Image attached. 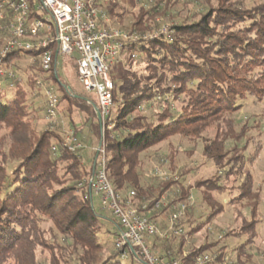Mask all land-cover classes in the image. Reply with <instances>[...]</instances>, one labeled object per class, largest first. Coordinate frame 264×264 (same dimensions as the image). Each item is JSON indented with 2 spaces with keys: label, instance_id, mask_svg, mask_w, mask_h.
<instances>
[{
  "label": "trees",
  "instance_id": "trees-1",
  "mask_svg": "<svg viewBox=\"0 0 264 264\" xmlns=\"http://www.w3.org/2000/svg\"><path fill=\"white\" fill-rule=\"evenodd\" d=\"M199 1L203 8L192 19L181 13L190 11V0L142 3L132 24L124 30L153 33L170 23L172 33L169 38L160 36L126 46L124 61L128 70L117 78L121 87L112 76L113 108L103 124L87 107V100L75 96L67 87L58 89L59 106L66 103L69 116L72 113L68 111L73 109L91 112L96 119L95 130L102 135L111 184L126 197L135 192L133 205L151 220L156 217L152 209L171 189L173 195L162 210L168 217L175 206L187 202L192 188L163 178L143 185L141 155L175 136L201 141L203 155L217 169L213 180L196 186L204 189L203 200L211 212L192 228L193 209L189 211V221L184 225L187 232L180 236L177 250L172 248L171 236L164 239L162 254L168 260H180V264H197L196 258L207 253L215 257L211 264H249L253 261L249 249L260 236L257 215L261 192L255 189L252 176L245 169L255 163L262 147L256 148L250 158L245 155L246 148L240 144L247 135V127L237 132L232 116L240 111V101L248 97L264 100V2L250 8L247 3L251 0ZM124 2L116 0L107 6L111 19L121 21L128 14ZM6 61L14 66L21 61L30 63L26 84L14 82L11 102H4L7 91L0 90V129L6 132L0 138V264H40L39 253H48L49 264H124V252L129 253L132 264H143L138 250L117 249L115 243L114 250H110L101 240L103 217L95 210L89 184L96 158L93 157L88 170L81 152L64 147V138L49 129L36 131L25 86L33 90L40 77L58 82L55 63L52 72L45 74L35 51L12 52ZM139 62L142 66L132 70ZM214 128L215 135L210 138ZM229 142L232 144L227 149ZM164 158L171 163V154ZM237 176L243 178L239 195L228 204L236 210V206L248 209L249 221L243 218L237 232L227 230L226 236L193 247L187 256H182L185 237L210 224L223 211L213 194H224L223 181L229 182L233 177L237 181ZM114 221L116 240L119 224ZM47 222L57 231L52 233L51 241L45 238L42 227ZM231 236H247L232 250V258L224 247L210 252L223 238ZM157 240L158 237L153 238L150 243L154 245Z\"/></svg>",
  "mask_w": 264,
  "mask_h": 264
},
{
  "label": "built area",
  "instance_id": "built-area-1",
  "mask_svg": "<svg viewBox=\"0 0 264 264\" xmlns=\"http://www.w3.org/2000/svg\"><path fill=\"white\" fill-rule=\"evenodd\" d=\"M115 1L0 0V33L6 32L0 35V90H13L16 80L22 82L14 65L6 61L12 52H37L40 68L45 74L52 72L55 63L57 75L60 58H74L79 82L87 92L97 96L96 108L101 114L103 124L110 118L113 108L115 85L111 72L126 46L160 36L169 38L172 33L168 25L146 34L129 33L113 27L106 8ZM151 1L143 0L142 3ZM43 79L38 78L37 86L45 87L46 118L52 126L57 119L60 96L52 87L44 85ZM51 129L50 131H53L54 128ZM64 147L71 152L85 150V145L74 132L64 139ZM53 150H56V146ZM93 156L96 163L89 184L102 209L110 212L119 224L116 248H127L132 252L138 250L144 260L143 264H180V260H168L157 252L150 240L156 237L168 239L171 236L186 235L184 225L189 221L187 213L193 209L192 197L186 203L174 207L169 215L168 228L161 231L149 217L140 214L133 205L135 192L126 197L114 189L108 178L102 147L95 148ZM152 175L155 178L169 179L160 169H156ZM160 207L161 202H158L155 208L158 210ZM188 254L189 252H184V256ZM122 257H129V253L124 252ZM214 259V256L207 253L199 255L196 262L211 264Z\"/></svg>",
  "mask_w": 264,
  "mask_h": 264
},
{
  "label": "rangeland",
  "instance_id": "rangeland-1",
  "mask_svg": "<svg viewBox=\"0 0 264 264\" xmlns=\"http://www.w3.org/2000/svg\"><path fill=\"white\" fill-rule=\"evenodd\" d=\"M188 12H181L183 16L190 15L191 19L193 14L198 13L200 10V1L199 0H190ZM143 0H125L124 6L127 10L126 15L120 21L119 19H111L112 26L124 30V28L129 27L132 24L133 17L138 12L139 8L142 5ZM215 3V0H213ZM264 2V0H251L248 1L247 6L252 8L255 4ZM203 8V7H202ZM124 9V8H123ZM180 11V10H178ZM117 12H122L117 10ZM201 12V10H200ZM190 19V20H191ZM167 23L166 25H169ZM124 56L119 58V60L114 64L115 68L112 70V76L117 80L119 74L126 72L128 69L125 66ZM29 61H21L16 63L14 66L16 72L19 74L23 84L27 82L28 75V65ZM142 66L141 63H137L132 67L137 69V67ZM77 66L76 59L66 57L64 60L61 58L58 61L57 65V77L58 82H54L52 79H43V84L52 87L53 90H56L59 94L60 90L67 87L73 92L75 96L85 98L87 100L86 104L91 110L95 113V107L97 106V96L95 93L87 92L77 77ZM62 84L60 85L58 84ZM117 84L121 87L122 83L117 80ZM27 103L30 105L29 112L31 117L35 118L34 124L37 133L45 131L47 129L54 128L52 132H55L57 135L62 138H66L71 132H74L77 137L85 145V150L81 152L83 162L87 169H90L92 164L93 152L94 149L99 146V143L102 139V135L97 133L95 130L96 119L91 116V112L85 113L79 111L78 109H73L72 112L68 111L71 116L66 112V103H62L58 107V115L54 125L51 126L49 120L46 118V103L47 100L44 96L45 87L36 86L33 90L28 86H25ZM7 91V90H6ZM60 96V94H59ZM14 99V93L12 90L7 91L5 103L11 102ZM241 105L240 111L232 116L236 123V130H240L245 126L247 127V135L245 139L240 144L241 147H245V155L250 158L256 148H261L262 150L259 153V156L254 164L248 165L245 169L246 174H250L254 181L255 189H259L260 194V206L258 210L257 218L259 219V225L257 227L260 236L255 240V243L249 249V253L253 254V261L249 264H264V100L258 101L253 98H246L244 101H240ZM151 113L148 111V114ZM229 117V115H226ZM93 119V120H92ZM89 121L93 124L91 125ZM52 130V129H51ZM216 129L214 128L209 133V137L213 138L215 135ZM6 132L3 129H0V138H4ZM8 140V139H5ZM7 142V141H5ZM201 141H190L184 137L175 136L169 139L166 142H163L156 147L144 152L141 155V183L145 186L151 183V180L158 181V177H153V172L156 169H160L163 173H166L169 179L178 180L182 183L184 188H192L191 197L193 203L192 216V226L197 227L201 221L205 219V216L209 215L211 212L210 207L204 202L202 192L203 188L196 189L197 184L200 182H206L208 180H213L216 172L215 166L209 162L203 155V145ZM53 144H56V140H52ZM231 142L227 145V149L230 148ZM172 155L171 163L170 160L165 159L167 155ZM167 160V161H166ZM64 172H62V175ZM236 178V177H235ZM237 181H234V177L229 181H223L224 185L223 191L225 193L218 195L214 193L215 200L222 204L221 207L223 211L214 217L211 220V223L206 225L203 228H200L199 231L195 232L189 237H185L186 241L183 243L181 248V254L184 256V252H189L193 247H202L207 243L213 242L217 238L226 236L227 230L235 233L238 229L242 227V219L245 218L247 221L250 219V212L242 206H236L237 210L234 207L230 206L228 202L234 197L239 195V185L243 181V178L237 176ZM172 191L166 193V195L161 200V209L157 210L156 208L152 213H155V218L152 220L161 231H165L169 225V217L166 213L162 212L163 207L167 206L172 197ZM217 203V204H218ZM94 207L97 213H99L103 220L101 224L103 225V231L100 234L101 240L107 244L110 250H114V233L117 230L116 223L110 212L103 210L102 205L98 198L94 197ZM45 232V238L47 240H52V233H57L53 228L50 222H47L43 226ZM187 227V226H186ZM185 227V228H186ZM190 227V226H189ZM187 230V229H186ZM248 236V235H247ZM247 236L242 238H235L234 236L223 238L219 243V246L211 248L210 252H215L218 248L224 247V251L227 255L232 258V250L237 246L238 243L245 241ZM172 236L169 241L172 245V248L177 250L180 245V236L178 238H173ZM164 239L158 237V240L155 242L153 247L157 252L162 254V248ZM104 257L108 255V250L104 251ZM163 255V254H162ZM214 256V255H213ZM48 253H39L38 261L40 264H49ZM180 257H177L179 259ZM124 264H132V261L127 257L122 259ZM138 264V263H134Z\"/></svg>",
  "mask_w": 264,
  "mask_h": 264
},
{
  "label": "water",
  "instance_id": "water-1",
  "mask_svg": "<svg viewBox=\"0 0 264 264\" xmlns=\"http://www.w3.org/2000/svg\"><path fill=\"white\" fill-rule=\"evenodd\" d=\"M95 110L97 112V118H98L99 122L102 124L101 114L99 113V111L97 110L96 107H95ZM102 145H103V140H101L100 143H99V149H101ZM94 170H95V166H94Z\"/></svg>",
  "mask_w": 264,
  "mask_h": 264
},
{
  "label": "crops",
  "instance_id": "crops-1",
  "mask_svg": "<svg viewBox=\"0 0 264 264\" xmlns=\"http://www.w3.org/2000/svg\"><path fill=\"white\" fill-rule=\"evenodd\" d=\"M59 61V60H58ZM99 200V199H98Z\"/></svg>",
  "mask_w": 264,
  "mask_h": 264
}]
</instances>
